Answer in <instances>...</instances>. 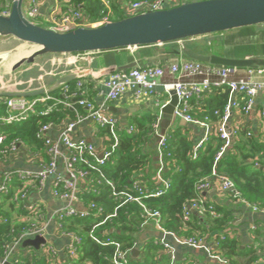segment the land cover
I'll return each mask as SVG.
<instances>
[{"label":"trees","instance_id":"16d2710c","mask_svg":"<svg viewBox=\"0 0 264 264\" xmlns=\"http://www.w3.org/2000/svg\"><path fill=\"white\" fill-rule=\"evenodd\" d=\"M7 1L0 0V4L5 6ZM113 3L115 21L128 18L124 15V7L119 4V0H114ZM69 4L79 9L83 6L92 21H98L100 18V0H70ZM4 6H0L2 15L4 12H11V8L6 10ZM76 84L75 82L67 84L69 89L65 93L64 86L60 87L51 92L50 96L62 102L71 101L73 95L77 94ZM212 93L207 94L199 105L196 100L192 101L190 114L201 121H208L213 127V132L197 151L195 148L199 142H194L191 136L193 130L176 126L167 132V144L160 151L164 165L163 177L170 180L172 186L160 197L144 198L142 205L151 211H158L161 215L159 220L161 229L174 233L178 239L220 240L221 235L231 229L227 239L213 251V254L224 260L226 264H254L264 257V230H257L253 235L254 240L259 244L257 249L253 247L243 250L240 240L232 233L235 222L233 211L213 207L217 216H212L209 207H206V212L203 214L190 209L198 199L197 186L208 178H213L214 174L232 180L242 197L248 202L264 206V131L261 130L254 134L250 131L239 130L231 147L216 161L225 145L217 129L225 115L229 90L220 88ZM244 103H241L242 107ZM54 104V101L39 103L26 119L13 123H0V133L6 135L3 147L8 148L15 141H20L30 148L43 150L44 144L37 138L40 129L48 124L61 125L64 120L75 118L72 109L64 104L54 107L53 112L48 115L40 114L49 107H53ZM8 112L6 105L0 103V116H7ZM156 123L157 118L148 116L136 121L133 133L121 132L118 148L106 166L102 168L103 177L95 172L89 177L90 182H93L91 189L93 188L94 191L96 189L98 192L92 191L80 197L88 206L91 204L97 206L96 212L99 217L89 219L70 217L65 221L63 228L72 233L75 232L82 238L81 244L77 245L78 256L73 264H114L112 261L114 246H102L96 243L90 237V232L95 224L114 213L120 204V201L111 195L112 190L107 180L113 183L118 192L133 190L134 185L138 183L144 189L151 190L157 187L158 181L152 183L148 173L154 162L155 154L145 149L148 148L154 135ZM103 133L110 148L113 138L108 129H104ZM79 168L83 169L84 166H79ZM4 199H6V204L8 200L12 201L13 191L12 195L5 196ZM142 205L126 203L121 206L117 216L97 230V236L103 238L102 232H107L108 236L122 244L123 250H129L134 244L133 233L136 231L134 226L137 225V220L144 221L147 217ZM188 211H190V218L186 220L185 214ZM4 220L8 222L3 223ZM112 229L116 231L110 234L109 231ZM19 230V228L12 227L11 213L0 205V242H16ZM156 253H158L156 247L147 246L143 264H155ZM4 257V249L0 245V261ZM19 264H50V262L45 255L31 261L21 260Z\"/></svg>","mask_w":264,"mask_h":264},{"label":"built area","instance_id":"2783aa9c","mask_svg":"<svg viewBox=\"0 0 264 264\" xmlns=\"http://www.w3.org/2000/svg\"><path fill=\"white\" fill-rule=\"evenodd\" d=\"M43 1L44 0H28V3H26L27 0H25V17L34 24H36L34 21L43 18L41 14V4ZM100 1V18L98 21H92L90 16L84 14L79 8L73 5L65 8L63 16L58 18L57 13L60 6L58 0L52 9V24L49 29L65 33L81 27L93 28L110 23L114 16L113 0ZM119 3L123 5L124 15L126 17L165 10L179 4H175L171 0H142L136 2L119 0ZM9 14L10 12L8 11L4 12L3 15ZM242 70L244 69L213 66L187 59L174 62L166 68L155 65L136 67L128 71H116L111 74L105 83L108 89L107 99L108 101H116L132 88L137 89L136 96L137 98H140L145 94L152 93L158 86H160V82L165 76H172V78H175V81L170 85H166L165 88H167V90H174L178 96L179 104L175 111L177 118L183 119L187 123L193 124L196 127L206 129L205 136L199 141L195 148V151H197L208 140L210 134L213 132V128L208 121H201L190 114L192 101L196 100L199 105L206 95L213 89L227 88L229 90L230 103L227 105L225 115L217 129V133L224 140L225 145L216 158V161H218L227 149L231 147L233 139L239 133L238 129H230L227 126L232 110L237 109L243 114L248 115L255 110V100L257 96L260 93L264 95V68L247 69L248 75L244 77L240 76ZM77 87L81 89L83 83L78 82ZM65 89H68L67 85H65ZM5 92L6 91H4L3 88H0V103L6 105L9 112L7 116L0 117V123H13L26 119L31 113H33L36 105L39 103L49 101H54L55 103L53 107H49L47 110L40 113L43 116L52 113L54 107L57 105L63 104V102L54 100L50 94L38 97L31 102L25 97L3 99V93ZM79 96V104L87 109V114L85 116L77 114L74 119L68 121L66 124L63 122V125H45L37 134V138L46 148V153L49 156L48 162L41 164L37 172L23 169H11L0 173V197L12 195V188L16 186L20 187L17 192L13 194L12 201L17 204L21 201L27 200L32 188L43 190L46 187L48 180L55 177L56 181L53 188V195L57 199L66 203L65 208L58 210L53 215L58 226L62 230L64 229L65 221L70 217H78L80 219L95 217L97 213L96 211L98 210L95 204L83 206L82 209L78 207L82 201L78 179H88L92 176L93 172L97 173L100 177H103L102 168L106 166L114 151L119 146V134L123 131H126L127 133L134 132V128L132 127L124 130L120 126L119 120L116 117L107 115L102 107H97L93 102L84 97V93L80 92ZM243 102L245 103L242 107L241 103ZM67 106L69 107V105ZM260 114L261 119L264 122V109L261 110ZM89 119L94 121L99 128L108 129L113 138L110 148L103 151L101 154L98 153L93 144L88 143L85 139L76 140L73 138L76 128L82 122ZM160 122L161 117L158 118L157 123L154 126L155 135H160ZM59 126H62L61 137L58 140H54L49 136V133ZM5 141V133H0V163H2V161H4V159L10 154L18 153L22 150L27 151L29 155H37L31 151V148L20 141H15L10 147L5 148L3 147ZM166 144L167 137L164 136L159 141L160 169L157 176V187L151 190L144 189L138 183L134 185L133 190L118 192L112 182L108 180L106 181L111 187V195L119 200L120 204L118 208L115 209L114 213L106 216L102 221H99L93 226L90 232V237L102 246H114L115 252L112 258L114 264H132V262L127 251L123 250L122 244L119 241L108 236V233L104 231L102 232L103 238L99 237L97 236V230L105 225L110 219L116 217L118 209L124 204L137 203L142 205V200L144 198L160 197L171 188V181L163 177L164 165L162 162V152L160 151V149L165 147ZM59 160H63V164L69 173L68 179L57 176ZM79 166H84V168L81 169ZM215 178L221 180L223 192L232 200L251 208L254 212L264 213V206H259L245 200L232 180L216 176L215 174L213 178H208L197 186L198 199L190 209L197 210L199 214L206 212V207L209 206L204 203L201 195L211 186L212 180ZM142 207L144 208L146 216L156 219L159 225L160 213L158 211H151L143 205ZM209 209H211L212 216H217L213 207H209ZM31 211L34 214L35 221L32 225L22 227L19 230L18 239L14 243L15 245H18L27 239H34L36 237L43 238L45 236L46 229L43 224L47 219V212L39 204L33 205ZM185 216L186 220H188L190 218V211L186 212ZM2 222L7 223L8 221L4 220ZM230 231L231 229L226 230L221 235L220 240L210 241L211 243L209 246L206 244L207 241L194 238L178 239L176 237V239L183 246L194 249H206L213 258L218 259L220 262H224V260L215 256L213 251L218 249L221 246V243L227 239ZM66 235L73 239L71 251L72 254H76L77 245L81 244L82 238L77 234L68 231ZM0 245L5 253V257L0 261V264H10L13 262L19 264L21 262L19 258L14 257L12 253L13 246L11 243L0 242ZM48 250L49 252L51 251L54 253L53 248H49Z\"/></svg>","mask_w":264,"mask_h":264},{"label":"crops","instance_id":"0c3cea01","mask_svg":"<svg viewBox=\"0 0 264 264\" xmlns=\"http://www.w3.org/2000/svg\"><path fill=\"white\" fill-rule=\"evenodd\" d=\"M57 1L58 0H44L41 4V11H43L41 14L50 25L52 24V9ZM69 1L70 0H59L58 18L63 16L65 8L72 6L69 4ZM171 1L175 4L182 2V0ZM12 3L13 1L8 0L5 6L3 4H0V6H4L7 10L11 8ZM119 4L121 5V3ZM80 10L84 14H87L83 6ZM184 47L193 49L204 55L215 54L233 59H248L252 57L264 58V24L163 45L123 48L84 54L40 56L33 64L22 66L17 71V73L21 74L18 80H20V78L25 80L35 79L38 80L36 83L29 81L28 85L30 86L22 89L19 86L17 87L16 80H14L15 82H13L11 86H8L10 89H4V91L18 93L44 89L47 92L45 95H49L54 90L58 89L57 85L62 77L76 74L78 77L72 82H81L83 83V87L79 89L76 84L77 94L73 95L74 97L71 101H63V104L65 106L69 105L75 113L74 117H76L77 114L84 116L87 114V109L79 104V94L82 92L84 93V97L89 101L93 102L97 107H102L107 115L116 117L124 130L131 127L135 130L134 125L136 121H140L148 116H153L157 118V120L161 117L160 109L171 100V90H167L165 86L172 84L175 78L169 75L165 76L161 80L160 86L152 93L145 94L140 98L136 96L137 89L132 88L116 101H108V89L105 85L106 81L111 74L116 71H128L136 67L155 65L166 68L174 62L187 60L186 57L177 56L175 54L176 51H181ZM29 69L40 71V73L35 77H31V73H28ZM247 75V69L240 72V76L242 77ZM68 89L66 90L64 86V93L68 91ZM213 91H215V89L208 94L210 95ZM60 102H62V100ZM255 102L256 107L253 111V115H251V113L245 115L239 110L233 109L227 122L228 128L250 131L254 134H257L261 130L264 131V122L260 114L261 110L264 109V95L260 93ZM229 103L230 97H228L227 105ZM68 121L71 120L66 119L62 121V123L65 122L64 124H66ZM179 124L180 120L170 129L180 126ZM61 127L62 126H59L53 129L49 133V136L54 140H58L61 137ZM103 130L104 129L99 128L94 121L89 119L82 122L76 128L73 138L76 140L85 139L88 143L93 144L98 153L101 154L103 151L109 149L107 138ZM191 130H193L191 136L194 142H199L206 134V129L202 127H196ZM145 149L155 154L154 162L148 170L149 176L151 177L150 181L155 183V181H158L157 176L160 169V159L159 155H157L159 151V141L156 139L155 134L152 136L148 148ZM31 151L37 155H29L27 151L23 150L10 155L0 163V173L11 169H23L37 172L41 164L49 161V156L46 153L45 146L43 150L31 148ZM58 164L57 176L68 179L69 173L63 164V160H59ZM55 181V177L48 180L43 190L32 188L27 200L21 201L19 204L11 200H8L9 202L6 204V199H4V197L0 198V205L11 213L12 226L19 229L28 227L34 223V214L31 211L33 205L39 204L47 212L48 216L43 224L46 229L43 238L46 239L47 245H42L40 250H36L34 247L25 248L23 243L26 240L18 245H15V242L11 243L14 257H17V252L19 250L21 251L19 254H24V251L28 249L33 251L32 253H26V255L21 258L22 261H27V259L31 261L34 258L46 255L50 264H73L78 256L77 252L76 254H72L71 251L73 239L66 235L67 230L65 228L63 230L60 229L53 216L58 210L66 207L64 201L57 199L53 195ZM78 185L81 197L84 196L85 193L89 194L94 191L93 188L91 189V186L93 187V182H90L89 178H79ZM19 188L20 187L17 186L13 187V194H15ZM94 192L96 193L98 191L95 189ZM201 196L204 203L209 207L226 209L234 212L235 222L232 233L240 240L241 249L258 248L259 244L254 240L253 235L257 230H264V213L254 212L251 208L232 200L223 192L221 180L218 178L212 180L211 186L204 191ZM83 206L88 205L82 199L78 207L82 209ZM98 217L99 214L96 213L93 218ZM136 223L137 225L134 226L136 231L133 233L134 244L127 250L133 264H143L146 255V247L150 245L158 249V253H156L154 258L155 264H215L213 261L215 258H213L206 249H194L183 246L177 241L174 233L162 230L156 219L146 217V220H137ZM115 231L116 230L112 229L109 233L113 234ZM73 233L75 234V232ZM212 240L214 239H208L206 244L209 246ZM49 248H53L54 253L51 251L49 252ZM136 251L138 252L135 253ZM210 258H212V261H210ZM219 264L222 263L220 262ZM254 264H264V257Z\"/></svg>","mask_w":264,"mask_h":264},{"label":"water","instance_id":"95a60500","mask_svg":"<svg viewBox=\"0 0 264 264\" xmlns=\"http://www.w3.org/2000/svg\"><path fill=\"white\" fill-rule=\"evenodd\" d=\"M24 4L25 0H13L10 14H0V37H12L36 47L12 65L11 73H16L25 64H33L38 57L44 55L84 54L163 45L264 24V0H198L181 2L169 9L139 14L99 27H81L63 33L29 21L24 14ZM175 54L213 66L236 69L264 68V58L259 57L233 59L215 54H200L186 47ZM4 61L5 59L0 57V65ZM77 77L76 74L62 77L57 87H63ZM46 93L44 89L33 92H6L3 97L35 98ZM170 96V102L160 109L161 131L160 135H156L158 141L166 136L178 120L182 127L196 128L193 124L177 118L175 111L179 99L174 90H171ZM253 114L251 112V115ZM46 243L45 238L36 237L27 239L23 246L40 250ZM213 261L215 264L220 263L218 259Z\"/></svg>","mask_w":264,"mask_h":264},{"label":"rangeland","instance_id":"374dc122","mask_svg":"<svg viewBox=\"0 0 264 264\" xmlns=\"http://www.w3.org/2000/svg\"><path fill=\"white\" fill-rule=\"evenodd\" d=\"M184 1L192 2L191 0H182V2H184ZM26 3H28V0ZM100 6H101V1H100ZM113 21H115L114 16L111 19V22H113ZM34 22L37 25L45 27V28L50 27L49 26L50 23L46 22V20L44 18H41L40 20H36ZM34 49H36L34 45L20 42V41L14 39L12 37H0V57L5 59V61L0 65V88L1 89L2 88L3 89H10V88H8V86L9 85L11 86L13 84V82H15L14 80H16L17 87L19 86L22 89L30 86V85H28L29 81H32V83H36L38 81L35 79L25 80V79H21V78H20V80H18L21 74H19L17 72L11 73V71H10L11 69L9 68V65L11 64V62L18 60L24 56H27ZM7 59L9 61V63L6 62ZM26 65L27 64H25L24 66H26ZM7 68H9V69H7ZM28 73H31L30 74L31 77H35V76H37V74L40 73V71H37V70L34 71L32 69H29ZM16 83H14V84H16ZM21 88H18V89H21ZM2 98L5 99L6 97H2ZM27 99L31 102L35 98H27ZM20 252H21L20 250L17 252V257L23 258L26 255V253H32L33 251L31 249H28V250L24 251V254L23 253L19 254ZM44 252H45V250H44ZM17 257H15V258H17ZM13 264H15V263L13 262Z\"/></svg>","mask_w":264,"mask_h":264},{"label":"bare ground","instance_id":"6f19581e","mask_svg":"<svg viewBox=\"0 0 264 264\" xmlns=\"http://www.w3.org/2000/svg\"><path fill=\"white\" fill-rule=\"evenodd\" d=\"M36 48V47H35ZM19 60V59H18ZM68 60V59H67ZM17 60H15V61H13V62H11V64L9 65V68L11 69V67H12V65L16 62ZM7 63H9V61H8V59H7V61H6ZM6 63V64H7Z\"/></svg>","mask_w":264,"mask_h":264}]
</instances>
